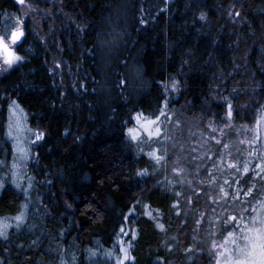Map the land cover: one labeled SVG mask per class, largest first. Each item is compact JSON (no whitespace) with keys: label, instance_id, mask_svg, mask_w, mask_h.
<instances>
[{"label":"trees","instance_id":"16d2710c","mask_svg":"<svg viewBox=\"0 0 264 264\" xmlns=\"http://www.w3.org/2000/svg\"><path fill=\"white\" fill-rule=\"evenodd\" d=\"M23 5L0 0V36L8 38L24 19L21 62L0 77V158L13 154L9 107L17 101L42 136L29 166L36 201L29 214L39 219L0 238V264H117V244L127 234L123 264H212L213 238L193 243L191 233L205 202L212 218L217 202L195 183L204 195L185 216L127 131L137 115L153 119L169 107L212 133L249 129L264 118V0ZM253 163L240 182L241 191L253 186L256 204L264 191L254 182L264 184L257 179L264 171ZM227 200L219 208L235 213L236 202ZM27 203L7 183L0 218L25 213ZM206 220L204 230H211Z\"/></svg>","mask_w":264,"mask_h":264},{"label":"rangeland","instance_id":"374dc122","mask_svg":"<svg viewBox=\"0 0 264 264\" xmlns=\"http://www.w3.org/2000/svg\"><path fill=\"white\" fill-rule=\"evenodd\" d=\"M15 1L20 4L18 0ZM20 5L23 9L24 5ZM19 21H22V24L17 25V27L23 29L24 19L20 18ZM9 37L5 38V43L8 44L10 51L20 59L9 65L5 63L6 54H0V77L11 72L21 62V57L17 54L15 47L23 40V37L14 45ZM174 108L164 109L165 115H158V119L157 117L152 119L137 115L133 126L127 131L128 141L136 152L145 154L146 158L151 161L153 176L158 182L168 185L171 192L175 193L177 200L181 201L182 207L186 210L185 216H188L189 210L191 211L194 200L203 194V189L196 187V185L206 190L209 194V201L217 202L218 208L215 209L216 213L213 218L205 214L208 207L205 202L206 207L203 206L200 215L194 222L195 229L193 228V230L197 234L191 233V241L193 243L200 242L199 240L202 238L212 237L216 251L212 264H217L218 261L219 264H227V254L221 255L220 253L224 247L229 250L233 247L230 242L225 244L228 232H233L234 236H239L240 229L245 224L251 225L253 216L264 215V210L261 209L264 199L255 204L254 200L250 198L254 191L253 186L246 185L249 189L241 191L240 182V179L242 182H246L245 168L248 172L252 162H255L252 167L264 171V118L252 127H248L249 129L244 127L243 129L237 128L235 131L234 127L228 126L226 130L212 133L210 125L204 124L201 128L198 121L186 117L182 110H175ZM157 129H159V134H157ZM8 135L13 146V154L12 156L9 155L10 158L8 154L3 152L4 155L0 158V195L6 184L11 182L22 190L25 200L29 203H27L28 208L25 207V213L10 218H0V233H2L0 238H7L11 231H19L29 221L39 219L38 216L29 214L32 211L29 207L36 202L31 192L33 179L29 166L34 160V148L42 136L30 125L27 113L17 101L12 102L9 107ZM156 156L163 157V159L157 162ZM237 176L240 178H236L234 183L224 185L228 178ZM257 179L262 182L264 173ZM252 180L254 179L249 177L250 183ZM254 185L256 191L260 193L264 191V184L256 186L255 181ZM227 199L230 200L228 202L230 205L236 202L234 207L237 213L227 207L226 211L220 209L226 204ZM230 216H235L237 221H230ZM205 218H207L206 222L211 230H204ZM221 220L223 222L225 220V226L227 224L229 226L224 227L219 224L218 222ZM230 225L235 227L231 228ZM126 237L127 242H123L124 238L122 237L123 239H120L117 244L119 255L122 256L121 259L125 255L124 252H121V248L126 250V254L128 248L130 252L129 234ZM228 239L230 241L232 238ZM125 262L124 260L123 263Z\"/></svg>","mask_w":264,"mask_h":264},{"label":"snow or ice","instance_id":"6c2138e0","mask_svg":"<svg viewBox=\"0 0 264 264\" xmlns=\"http://www.w3.org/2000/svg\"><path fill=\"white\" fill-rule=\"evenodd\" d=\"M18 2L20 4H24V0H18ZM236 14L239 15V13ZM203 18L204 16L202 14L201 19ZM17 24H22V21L17 20ZM23 35L24 32L22 28L17 27L12 31L9 39L14 45L21 39V37H23ZM0 54H6L7 58L5 59V63L9 65H11L15 60L20 59L10 51L3 36H0ZM160 115L163 116L165 113L161 112ZM228 115L231 117V106H229ZM157 134H159V129H157ZM217 143H219V141H217ZM155 158L157 162L163 159V157L159 156H156ZM232 166L235 167V165ZM245 171H247V168H245ZM221 191H223V189H221ZM225 195H227V193H225ZM261 209L264 210V204L261 205ZM229 220L235 222L237 221V218L235 216H230ZM160 227L163 228L162 225H160ZM228 238L232 239L229 241ZM229 242L233 246L232 249L229 250L227 247H224L223 251L220 253L221 255L227 254V264H264V215L253 216L251 218V225L245 224L240 229L239 236H234L233 232H228L227 237L225 238V244ZM221 247L223 246L221 245ZM121 252H124L125 255L123 259H119L117 261V264H123L124 260L127 259L126 250L121 248ZM217 264H219V261Z\"/></svg>","mask_w":264,"mask_h":264},{"label":"flooded vegetation","instance_id":"af4514ba","mask_svg":"<svg viewBox=\"0 0 264 264\" xmlns=\"http://www.w3.org/2000/svg\"><path fill=\"white\" fill-rule=\"evenodd\" d=\"M22 30H23V29H22ZM17 46H18V45H17ZM17 46H16V47H17ZM16 47H15V50H16Z\"/></svg>","mask_w":264,"mask_h":264}]
</instances>
